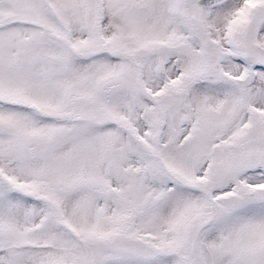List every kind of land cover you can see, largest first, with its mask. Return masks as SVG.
<instances>
[{
	"label": "snow or ice",
	"instance_id": "snow-or-ice-1",
	"mask_svg": "<svg viewBox=\"0 0 264 264\" xmlns=\"http://www.w3.org/2000/svg\"><path fill=\"white\" fill-rule=\"evenodd\" d=\"M0 264H264V0H0Z\"/></svg>",
	"mask_w": 264,
	"mask_h": 264
}]
</instances>
